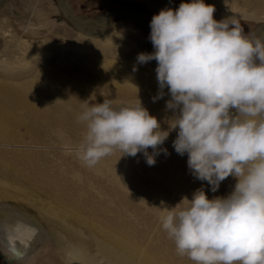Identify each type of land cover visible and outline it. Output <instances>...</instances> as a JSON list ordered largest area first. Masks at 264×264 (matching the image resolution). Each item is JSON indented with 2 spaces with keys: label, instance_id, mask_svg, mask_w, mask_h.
<instances>
[{
  "label": "bare ground",
  "instance_id": "bare-ground-1",
  "mask_svg": "<svg viewBox=\"0 0 264 264\" xmlns=\"http://www.w3.org/2000/svg\"><path fill=\"white\" fill-rule=\"evenodd\" d=\"M170 1L172 4H178L177 7L181 1L191 2ZM234 1L244 2L259 9L264 8V0ZM66 2L68 5L62 0H57L59 8L80 33L78 38L83 43L79 44V47L73 45L76 50H60L50 57H45L48 52L42 51L44 45L36 40L50 31H66L62 27L63 22H56V18H53L57 8L51 0H4L0 7V42L4 45L3 49H0V145L12 143L14 135L28 136L33 140V144L37 145L40 142L39 133L53 131V137L61 148H77L72 146L73 143L67 140L66 135L67 139H64L62 132L65 130L74 136L79 131L86 134V123L81 122L78 117L90 99L95 103H102L104 99L111 98L115 101L114 107L123 104L134 105L139 99L149 114L156 117L158 122L165 126L164 129H168L174 115L172 110L166 108V102L170 100L168 90L165 88L163 98L153 102L159 92L155 67L149 62H137L138 54L149 53L150 48L144 36L149 32L141 29L133 19H117L115 22L110 20L103 27L101 19L96 16L93 18L75 15L70 0ZM212 5L215 7L213 18L222 20L221 13H226L224 9L230 5L223 2L219 5L222 8L216 9L215 0ZM8 6L13 10H9ZM27 10L30 11L28 19L27 14H23ZM231 13L232 16L223 19L242 13V17L260 22L263 26L259 28L264 29V19L261 16L242 12L235 6ZM75 16L82 17L85 22L90 21L91 24L88 22L89 25L86 26ZM67 29H70L69 25ZM83 37L87 38L82 39ZM33 41L35 42L32 45ZM91 47L94 49H90ZM91 51L92 54H89ZM102 52L106 54H103L105 58L99 56ZM108 53L113 54V58L108 59ZM174 131L177 134L178 129ZM147 151L152 153L151 148ZM167 152L169 155L165 156L166 160L176 170H163L164 177L155 172L149 173L148 182H155L157 185L147 187L143 182L145 179L141 182V178L138 181L135 176L129 175V172L125 175L121 171L122 165L115 164V168L109 169L111 189L97 193L81 192V186L73 185L72 182L66 183L57 176L45 178L46 173L39 171L40 181L27 182L29 190L37 193L32 195L29 191L26 192L21 187L3 180L8 173L6 168H3L5 165L0 162V251L6 257L16 260L23 258L22 263L34 261L36 264H177L178 261L173 260L177 253L175 244L161 246L158 240H154L145 249L147 236L135 230L134 221H125L121 210L114 209L117 207L114 206L116 202L118 205H127L133 212H139V204L143 203L151 205L150 209H154V212L164 215L161 210L154 208L161 207L163 199L174 195L180 199L188 198L202 185L208 198L211 194V199L216 197V193L210 191L206 182L196 180L190 173L189 176L180 173L188 169L187 155L180 156L171 149H167ZM140 156L143 155L140 153ZM78 158L85 162L82 154H79ZM146 165L145 160L142 167H148ZM228 181L230 184L236 183L232 177H228ZM188 183H197L194 190L187 188ZM224 186L227 185L221 182L218 191L227 196L233 189ZM38 195L44 198L39 199ZM77 197L84 200L77 202ZM108 200L112 201L113 206L108 204ZM86 201L96 204L90 207ZM54 202L58 206H55ZM181 207H184V202ZM86 214L96 220L86 219ZM156 233L162 235L163 232ZM178 256L182 260L186 257L179 254Z\"/></svg>",
  "mask_w": 264,
  "mask_h": 264
},
{
  "label": "clouds",
  "instance_id": "clouds-1",
  "mask_svg": "<svg viewBox=\"0 0 264 264\" xmlns=\"http://www.w3.org/2000/svg\"><path fill=\"white\" fill-rule=\"evenodd\" d=\"M214 12L191 0L151 19L154 51L137 62H157L153 102L167 88L166 108L174 113L168 130L139 99L115 107L104 99L79 115L87 131L78 151L89 166L115 150L142 153L153 166L160 152L169 155L160 146L178 129L172 147L187 154L196 180L213 193L228 177L236 183L224 197L209 199L202 185L191 200L154 207L164 213L161 226L177 253L193 264H264V42L248 39L237 18L217 21Z\"/></svg>",
  "mask_w": 264,
  "mask_h": 264
},
{
  "label": "rangeland",
  "instance_id": "rangeland-1",
  "mask_svg": "<svg viewBox=\"0 0 264 264\" xmlns=\"http://www.w3.org/2000/svg\"><path fill=\"white\" fill-rule=\"evenodd\" d=\"M32 1H35V0H32ZM51 2L53 4V6L57 8L55 17H53V18H56L55 19V20H57L56 22H63L62 27H64L66 31L63 30L60 33H58V32L55 33V31H52V32L50 31L45 36H41L40 38H38L36 40V41H40L44 45L43 46L44 50L42 49V51L48 52L47 56H45V57H50L53 54L59 52L60 50L61 51H64V50L72 51L74 49L76 50L77 48L76 47L74 48L73 45L79 47V44L83 43L78 38V35L80 33H78V30L72 26L69 19H67L66 15L59 8V6L57 4V0H51ZM182 2L183 1H181V3ZM215 2H216V9L222 8L219 5L222 4L223 2H226L230 5V6L225 7L224 10L227 11L226 13H224V14L221 13L222 19H223V17H228V16L233 15L231 13V11L233 10L234 6L242 12L253 13L256 16H261L262 19H264V8H261V7H260V9L255 8L254 6H250L244 2H235L234 0L233 1H231V0H215ZM70 3L73 7L72 9L76 13L75 15L84 16V17L99 16V15H102V14H104V13H106V12H108L114 8L125 7V6L133 8V9L146 10L152 16L159 14V12L162 9L171 8L172 10H176L178 8L177 7L178 4H172L170 0H70ZM204 3L206 5H212L214 3V0H204ZM6 6H5V8H6ZM8 8H9V6H8ZM9 10H13V8L11 7V9L9 8ZM23 14H27L26 18L28 19L29 15H30V11L27 10V12H25ZM241 14L242 13L236 14L235 18H237L239 20L240 24H242V27L244 29V33L246 32L245 34L247 35V37L249 39L251 32L254 29L258 28L259 26H263V25H261L260 22L252 21L248 18L242 17ZM20 18H22V17H20ZM112 21L115 22L114 19ZM68 25L70 26V29H67ZM144 36H145V40L147 42V46L150 48V46H152L150 39H149L150 35L148 34V35H144ZM86 38L87 37H83L82 39H86ZM93 38H91V39H93ZM34 42L35 41H33L31 44L33 45ZM262 42H264V38H263ZM0 45H1L0 49H3V46H4L3 42H0ZM90 49L93 50L94 48L91 47ZM95 51H97V49H95ZM82 52H85V51H81V53ZM135 53L137 55V51ZM89 54H92V51L89 52ZM103 54L106 55L105 53L102 52V54H99V56H102V58L103 57L105 58V56ZM108 54H110V56L108 55L109 56L108 59L113 58V57H111V56H113V54H111V53H108ZM121 56H123V55H121ZM66 60H70V59H66ZM150 63H152L153 66L156 68V65L153 63V61H150L149 64ZM86 104H87V106H92V105H95V102H94V100L90 99L86 102ZM160 125H161V130H164V131L168 130V129H164V127H165L164 125H162V124H160ZM174 132H175L174 130L170 131V134H169L167 140L160 147H165L167 149L174 150V148L172 147V144H173V141L177 137V134ZM82 133L83 132L79 131L74 136V134L70 135V133L68 134L65 130L62 132L64 139L68 138L67 140H70V142L73 143L72 146L77 147V148H68V149H66L65 147L61 148L62 146L59 145L57 143L55 137H53V136H55L53 131L51 133L50 132L39 133L38 137H40V142L37 145L33 144V142H32L33 140L30 139L28 136L14 135L15 137H13L12 143L11 142L8 143L9 146L7 145V143H3L0 145V162L3 163V166L4 165L6 166V167L4 166L3 168H4V170L6 168L5 171H6V173H8L7 174L8 176H6L5 179H3V180L12 184L13 186L16 185L19 188L21 187V189H23L24 191L26 190V192L29 191L28 193H31L32 195H36L37 193L35 191H34L35 192L34 193L32 189H31L32 191L29 190L30 188L27 186V182L36 183L37 181H40L41 180L40 179L41 173L39 171H41V172L46 173V174H44L45 178H49V177L51 178V177L57 176L59 179H64L66 181V183L72 182V184L74 183L73 185L81 186V189H80L81 192H87L88 191L89 193H91V192L97 193V192H101V191H104L107 189L108 190L111 189V182H110V178H109V176H110L109 169L115 168V167H113V165H115V164H117L119 166L122 165V167H125L123 169L121 167V171H123V174L127 175L129 172V175L135 176L136 179H138V181H140V178H141L142 179L141 182L145 179L143 182L145 183V185H147V187L148 186L150 187L151 185H157L155 182H148L147 176L149 175V173L155 172L156 174H160L164 177L163 170H164V172L166 171V169H167V172L171 171V170L172 171L176 170L175 167H171V164L168 163V161L166 160L167 158L165 157L166 156L165 154L157 155L155 157L156 162L153 166L146 165L148 167H142L143 163L146 160V158L144 157V155L142 153H141V155H143V156H140V153H139L135 157H132V156H128V155H123V153L119 150H115L112 154L104 157L105 159L104 158L101 159L98 163L93 165V168L91 166L89 167L86 162H83V161H81L80 158H78V155L81 154L78 151V148H79L80 144L83 142L84 137H85V134L84 133L82 134ZM52 134H54V135H52ZM65 135L67 136V138ZM49 143H51V144H49ZM42 144H44V145H42ZM75 144H78V145H75ZM2 145H3V147H2ZM12 146H13V148H12ZM21 146H22V148H21ZM45 147H46V149H45ZM12 149H13V151H12ZM56 149H57V151H56ZM17 151H19V152H17ZM34 151H36V152H34ZM42 151H43V154H42ZM60 153L61 154L64 153L63 154L64 156L61 155ZM48 154H50V155H48ZM149 154H152V153H149ZM185 155H187V154H185ZM2 158H4V160ZM69 158H71V160ZM115 158H117V159H115ZM56 159H58V160H56ZM27 160L28 161L30 160V161L28 162ZM102 161H104V162L102 163ZM71 162H73V163H71ZM56 163H58V164H56ZM59 164H60V166H59ZM30 165H32V166L30 167ZM111 166H112V168H111ZM63 167H64V169H63ZM94 167H95V171H94ZM12 168L15 170H12ZM78 168H79V170H78ZM81 168H83V170ZM118 168H120V167H118ZM59 170H61V172ZM64 170H66V171H64ZM124 171H125V173H124ZM84 172L85 173L89 172L91 175L89 173L85 174ZM60 173H61V175H60ZM180 173L184 174L183 176H186V175H188V173H190V171H189V169H186V170H182ZM100 174H102V176ZM15 179H17V180H15ZM11 180H12V183H11ZM97 182H101V183H97ZM222 183L227 185L224 187H229V188H231V190L234 188V183L231 182V184H230V182L228 181V178L225 179ZM101 184H102V187H101ZM196 184L197 183L191 185L190 183H188L187 188L192 191L196 187ZM22 185L24 188H22ZM25 187H27V188H25ZM215 193H216V197L218 195H219V197H224L223 195H221V193L218 190ZM211 195L209 196V199H211ZM39 196L40 195H38L39 199L44 198L43 196H41V197H39ZM191 196L192 195H189L188 199L191 200V198H192ZM83 200L84 199H81L79 197L76 198L77 202H82ZM181 200L182 199L177 198L174 195V196H170V197L166 198L165 200L163 199V204H164V206H167V207H174L177 204H179L181 202ZM86 202H87V206H90V207H92L93 204H96L95 202H92V201H86ZM107 202L110 206H113L112 201L108 200ZM54 203H53V205H54ZM181 204L179 205V207H181ZM55 206H58V204L55 203ZM114 206H117L114 209L121 210L123 218L126 219L125 221H128L129 219L131 221H134L135 222V230H138L139 233H141V232L144 233L148 237V238L145 237V243H144L145 249L154 240H156V241L158 240L157 242L161 243V246L168 245L169 243L172 246L174 245V241L168 237L167 233H164L165 231L162 230V226L160 225L161 224V218L163 216L162 213L160 212L161 213V215H160L159 213H156V211L154 212V209H150V208H152L151 205L147 206V205H144L143 203H140L139 206L141 208L139 207V209H141V210H139V212H133V211H131V209L127 205H118L116 202H114ZM109 214H111V213H109ZM145 217H148V218L146 219ZM86 219H89L90 221L96 220L95 217L87 215V214H86ZM94 222H96V221H94ZM129 228H130V223H129ZM160 231H161V233L163 232L162 235L160 233H156V232H160ZM156 234H158V235H156ZM155 237H157L158 239ZM176 254L177 253H175V257H174L176 259L173 258V260L176 262L178 261L177 264H193V262L190 259H188L187 256L185 257L186 259L184 258L182 260V258H180L178 256V254L177 255ZM22 259L20 258L19 260H16L15 258H11L8 256L6 257L4 255V253H2L0 251V264H31V262H32L31 261L29 263H25V262L22 263L23 262ZM32 264H36V263H34V261H33Z\"/></svg>",
  "mask_w": 264,
  "mask_h": 264
},
{
  "label": "water",
  "instance_id": "water-1",
  "mask_svg": "<svg viewBox=\"0 0 264 264\" xmlns=\"http://www.w3.org/2000/svg\"><path fill=\"white\" fill-rule=\"evenodd\" d=\"M3 1L4 0H0V7H1ZM62 2H64V4L67 3L66 0H62ZM67 5H68V3H67ZM96 17L101 19L100 22H102L104 24L103 27H105V24H108L110 22V20H113V19L114 20L121 19L123 21L133 19L141 29H146V31H148L149 34L151 31L150 22H151L152 16L147 11H145L143 9H133V8H129L126 6L125 7H117V8H114V9H112V10H110V11H108L102 15L96 16ZM76 18L78 21L84 23V25H86V26L89 25L88 22L90 23V21L85 22L82 17H80V18L76 17ZM93 18H95V17H93ZM263 30L264 29L259 28V27L254 29L251 32L249 39L253 42L262 41L263 40L262 38H264V37H262ZM153 51H154L153 46H150L149 52L152 53ZM152 61L157 66V62L155 60H152Z\"/></svg>",
  "mask_w": 264,
  "mask_h": 264
}]
</instances>
